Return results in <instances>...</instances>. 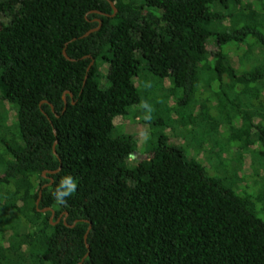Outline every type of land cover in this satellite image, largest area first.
Wrapping results in <instances>:
<instances>
[{
  "label": "trees",
  "instance_id": "obj_1",
  "mask_svg": "<svg viewBox=\"0 0 264 264\" xmlns=\"http://www.w3.org/2000/svg\"><path fill=\"white\" fill-rule=\"evenodd\" d=\"M136 115L153 156L132 166ZM260 170L264 0H0V264H264Z\"/></svg>",
  "mask_w": 264,
  "mask_h": 264
},
{
  "label": "rangeland",
  "instance_id": "obj_2",
  "mask_svg": "<svg viewBox=\"0 0 264 264\" xmlns=\"http://www.w3.org/2000/svg\"><path fill=\"white\" fill-rule=\"evenodd\" d=\"M105 67H102V70H104ZM105 71V70H104ZM107 72V71H106ZM106 72L104 73L106 75ZM166 86H168V82H165ZM5 107H10V106H5ZM134 112L137 113L138 109H133ZM192 115V114H191ZM126 117V118H125ZM123 119V130L124 132H126L127 134L131 135V136H135L136 138V148H134L133 153L131 154L130 158H128L129 163L133 166L135 165L136 161H143V162H150V160L152 159V153H145L147 150V145L145 143V140L147 139L148 135H149V127L147 124H144L142 122V118L141 115L138 116H125ZM192 118V116H191ZM193 119V118H192ZM231 128V127H230ZM154 131L157 130L155 127L152 128ZM230 131V129H229ZM184 136V135H183ZM153 143H158V138H154L153 139ZM168 143H170L169 145H176L177 147H181L183 153L185 154L186 158L188 159H193L194 161H196L198 164H200V166H202L204 168V170L212 177L221 180V176H229V180L227 183L228 185L230 184H234L236 177L234 175V170L232 169V167H234L237 163H244V170L243 172H241V174L243 175H248L251 173V170L248 167V159L245 157V155H240L238 158H235L234 156L231 155V157H229L228 155H218V154H213L210 153L209 151V147H206L204 149V158L201 156V152L197 150V152L200 153V155H196L197 153L194 152L193 150H189L190 152H188V149L186 148V145H184L183 143H179L178 141H174V140H170ZM167 143V144H168ZM188 143H191V146L193 147H189V148H194L196 147L198 149V147L201 145L200 143V136L197 135L196 133H194V135L190 136ZM187 143V144H188ZM233 148V146H231L230 148V152L231 149ZM203 155V154H202ZM246 158L244 160V158ZM131 160H135V161H131ZM260 175L264 176V171L260 170ZM251 179V178H250ZM249 178H247V182H249V185L245 186L248 188L246 189L245 187H243L244 190L247 191L248 194H253L255 195L256 193H260L263 192L261 190H263V188L260 186L261 183H259L260 179H258V183H256L254 185L251 186L252 180H250ZM235 193L238 194V192L234 191ZM256 192V193H255ZM257 216L264 221V203L262 204H258L257 205Z\"/></svg>",
  "mask_w": 264,
  "mask_h": 264
},
{
  "label": "clouds",
  "instance_id": "obj_3",
  "mask_svg": "<svg viewBox=\"0 0 264 264\" xmlns=\"http://www.w3.org/2000/svg\"><path fill=\"white\" fill-rule=\"evenodd\" d=\"M78 181L73 176H65L53 191L52 196L57 205H66L67 198L77 191Z\"/></svg>",
  "mask_w": 264,
  "mask_h": 264
},
{
  "label": "water",
  "instance_id": "obj_4",
  "mask_svg": "<svg viewBox=\"0 0 264 264\" xmlns=\"http://www.w3.org/2000/svg\"><path fill=\"white\" fill-rule=\"evenodd\" d=\"M109 3H110V5H111V7H112V9H113V12L114 13H116V8L114 7V4L112 3V2H110L109 1ZM96 30V28L95 29H92V30H90V31H88L87 33H85V35H83V37H86V36H88L92 31H95ZM63 54H64V56L67 58V59H69L68 58V56L66 55V53H65V51H63ZM93 64V62L90 64V66ZM70 96H71V94H69ZM63 99H64V103H65V105H66V99H65V97H63ZM54 153H55V151H54ZM58 172V170H56V171H44L43 173H42V177H46L45 176V174L46 173H48V174H54V173H57ZM39 199H40V193H39ZM39 199L36 201V206L38 205V202H39ZM39 211H41V212H46V211H51V213H52V215H51V217H50V222L52 223V224H55L54 222H52V218H53V215H54V212L50 209V208H45V209H43V210H39ZM58 222V221H57ZM90 227L91 226H89V228L88 229H90ZM86 237H87V233H86V235H85V239H86Z\"/></svg>",
  "mask_w": 264,
  "mask_h": 264
}]
</instances>
